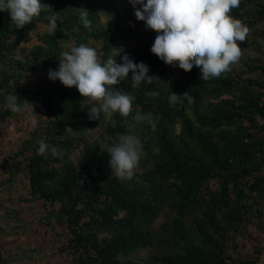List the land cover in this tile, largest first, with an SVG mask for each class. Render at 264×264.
Masks as SVG:
<instances>
[{"label":"trees","instance_id":"obj_1","mask_svg":"<svg viewBox=\"0 0 264 264\" xmlns=\"http://www.w3.org/2000/svg\"><path fill=\"white\" fill-rule=\"evenodd\" d=\"M41 2L51 8L24 28L0 11V134L3 124L37 113L35 129L1 163L0 264H12L2 237L25 236L36 225L52 236L53 246L43 252L55 264H260L264 0H241L232 9L250 33L238 42L239 62L209 80H200L196 66L175 71L153 54L157 33L136 19L128 0L105 2L106 23L98 0ZM54 12L55 33L47 19ZM80 44L94 48L102 62L116 53L122 63L128 55L161 81L133 87L130 72L115 87L135 97L131 113L90 119L88 99L48 76L61 53ZM171 92L178 102L169 101ZM8 95L19 96L22 111L8 108ZM148 113L151 119H136ZM92 131L100 137L93 139ZM120 133L143 145L130 180L118 179L108 164V148ZM40 141L63 155L38 154ZM241 239L256 241V252L242 253ZM34 252L23 257L30 261Z\"/></svg>","mask_w":264,"mask_h":264},{"label":"clouds","instance_id":"obj_2","mask_svg":"<svg viewBox=\"0 0 264 264\" xmlns=\"http://www.w3.org/2000/svg\"><path fill=\"white\" fill-rule=\"evenodd\" d=\"M138 21L157 33L151 52L166 65L178 66L185 72L193 66L200 69V80L219 78L239 62L244 42L250 28L231 11L241 0H128ZM139 5L140 7H137ZM51 7L41 0H0V11L7 12L16 27L24 28L42 11ZM58 16L54 12L49 20V31L55 33ZM87 26V25H86ZM114 48V47H113ZM117 49V48H114ZM120 55V53H119ZM118 55V56H119ZM116 53L102 62L97 51L85 44L73 46L61 53L57 69H49V79L59 80L68 88L75 87L81 97L89 101V118L99 120L115 113L127 117L135 97L117 87L132 73L133 87L142 82L153 84L160 78L149 75V67L143 62L134 63L128 55L117 63ZM147 95L155 96V92ZM7 106L12 112L22 111L18 95H8ZM180 95L171 92L169 101L176 103ZM31 104V103H30ZM31 111L34 107L31 104ZM151 113L137 115V120L151 119ZM32 123H35L33 120ZM143 145L132 135L118 134L117 141L108 148V164L111 172L121 180H130L139 166ZM38 154L47 158L48 153L60 157L64 150L44 141L39 142ZM82 184V181H80Z\"/></svg>","mask_w":264,"mask_h":264},{"label":"rangeland","instance_id":"obj_3","mask_svg":"<svg viewBox=\"0 0 264 264\" xmlns=\"http://www.w3.org/2000/svg\"><path fill=\"white\" fill-rule=\"evenodd\" d=\"M98 2L100 5L102 22L106 23L110 18L109 15L104 12V6L107 0H98ZM32 45L33 43L29 44L30 47ZM173 70L176 71V67H173ZM33 120L35 123H32ZM36 123L37 113L36 115H30V113H28L27 117L23 120L3 124L2 127L5 131L3 134H0V164L4 162V160L20 145V138H22L21 136L24 135L25 131L29 132L35 129ZM91 136L93 139L100 137V131H92ZM0 166V172H3L2 164ZM2 214L3 213H0V215ZM19 233L21 234V230H19ZM259 233L260 232L254 231L253 236L256 237ZM51 239L52 236L50 233L46 236L44 229L36 225L33 226L25 236L19 234L14 236H10L9 234L3 236L2 244L7 251L12 264H55V259H51L47 256L46 253L48 251L43 252V249L50 250L49 247L53 246L49 241ZM239 243L240 246L243 244L246 245V247L242 246V253L251 254L256 252L255 246H258L256 241L241 239L239 240ZM30 250H35L33 253L34 256L31 257L32 260L27 261L25 257H23V254L28 253ZM260 264H264V255L262 256V262H260Z\"/></svg>","mask_w":264,"mask_h":264},{"label":"crops","instance_id":"obj_4","mask_svg":"<svg viewBox=\"0 0 264 264\" xmlns=\"http://www.w3.org/2000/svg\"><path fill=\"white\" fill-rule=\"evenodd\" d=\"M26 207H28V205H26Z\"/></svg>","mask_w":264,"mask_h":264}]
</instances>
